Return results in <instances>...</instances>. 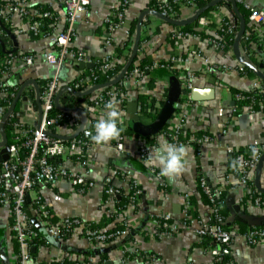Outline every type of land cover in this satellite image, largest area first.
Returning <instances> with one entry per match:
<instances>
[{
  "label": "crops",
  "instance_id": "1",
  "mask_svg": "<svg viewBox=\"0 0 264 264\" xmlns=\"http://www.w3.org/2000/svg\"><path fill=\"white\" fill-rule=\"evenodd\" d=\"M3 1L5 2L3 4L9 2V0ZM243 1L264 13V0ZM29 3L31 8L48 6L54 10H60L57 0H29ZM149 3L150 0H128L123 10L124 25L107 32L105 20L120 9L121 0H90L88 15L73 24L74 33L69 47L84 52L85 56L92 61L100 60L104 55H116V47L121 46L126 39L127 29L134 23L135 32L138 16L143 10L150 9ZM195 11L196 8L192 7L180 8L179 18L190 17ZM224 17L236 19L231 6L228 7L226 4L219 6L206 16L208 22L205 26L199 25L197 31L199 34L185 31L189 33V36H179L176 33L180 26L172 27L171 24L153 15H145L140 40L143 36L148 38L139 43L141 46L139 55H149L156 68L162 61L175 57L173 70L177 71L175 77L168 81L155 77L151 87L148 82L153 77V70L149 71V75L140 76L137 81L126 78L124 80L125 106L122 112L125 115L120 118L124 128L128 129H130L128 123L135 118L144 124L151 122L148 117L139 112L141 106L138 97L143 94L153 96L157 100L155 106L159 112L169 97V82L176 79L180 83L181 107L175 110L167 125L176 127L181 124L188 131L208 132L214 137V141L203 144L200 148L186 146L188 154L185 157V171L173 179L161 176L159 167L136 159L134 149L138 142L146 138L133 131L134 134L125 135L121 151L117 149L115 140L101 145L92 143L87 150V163L84 167L85 176L95 183L90 190L85 194H79L64 179L53 183L40 182L37 189H33L29 194L30 200L35 194L39 195L50 209L53 215L52 220L56 224H61L66 217H76L106 230L112 226L109 216L112 215L110 208H113V205L111 201L105 203L103 182L120 186L128 192L131 179L142 190L137 206L134 208L128 206L124 214L114 217L119 222L124 217L129 229L109 243H100L84 238L79 232L59 239L55 236L53 229L45 227L47 244L37 248L31 246L30 257L25 264H57L59 261L84 258L96 263L97 256L101 253H106L103 264L107 262L110 264H214L210 247H203L200 243L202 239L196 233L198 222L210 221V208L203 203L200 195L199 176L204 177L212 188L223 189L224 205L228 211L226 222L240 217L244 221H237L241 223L264 224V206H256L249 199L242 202L251 191L249 186L240 183L238 176L233 173L232 154L229 152V150L245 149L255 140L264 144V111L243 108L236 113L233 97L234 89L250 91L264 85V80L244 65L242 70L239 68L240 62L233 54L232 45L226 46L216 41V27ZM9 20L11 25L5 28L0 18L3 25L0 28L6 33L9 31L13 34L16 44L7 33L10 45L3 44L4 49L11 53L17 52L18 55L35 54L37 60L31 66L19 62L16 66L9 68L2 80L5 86L17 87L18 92L27 80L34 79L40 86L41 81L49 80L54 74H58L61 85L65 86L64 84L68 85L70 80L79 77L87 70V68H80L79 62L71 59L65 60L59 67L45 63L46 53L54 51L55 36L32 37L25 29V20L16 13H13ZM247 26V32L256 35V39L252 41L248 51L243 50L239 45L240 55L264 74V39L260 40L258 37L262 29L249 20ZM20 29L23 30L20 31ZM13 49L15 50L12 51ZM191 50L197 52V57H193L188 64L181 62L180 59L189 56ZM205 58L209 59V64L203 62ZM186 70L193 75L191 80L193 88L200 90L196 93L199 96L197 100L192 99L193 91L185 82ZM209 74L215 75L216 85L208 82ZM165 87L166 91H164ZM29 94H33L35 100V88L31 83L23 88L18 101L21 103L20 119L26 126L32 127L38 124L39 111L36 100L33 104ZM4 96L0 88V99ZM231 101L234 102L233 105ZM4 113V108L0 106V119ZM67 133L68 131L64 130L59 135L68 136ZM151 154L152 152L148 157ZM151 168H154L155 172H152ZM72 170L80 171L79 167L74 165ZM156 173L160 176L158 177ZM250 177L253 181L254 171ZM259 183L264 188L263 170ZM1 187L7 192L11 191V183H4L0 178ZM188 197L195 202L196 222L186 229L180 228L177 233L169 237L159 238L158 219L169 213L172 216V222L181 224L180 216ZM32 205L26 201L24 216L26 223L27 217L38 218L37 211ZM26 209L29 214L26 213ZM11 224L10 202L5 200L0 202V255H2L0 264L17 263L18 256L13 246ZM222 250L228 257L225 264H264V242L250 245L243 236L237 234L233 241L226 244Z\"/></svg>",
  "mask_w": 264,
  "mask_h": 264
},
{
  "label": "built area",
  "instance_id": "2",
  "mask_svg": "<svg viewBox=\"0 0 264 264\" xmlns=\"http://www.w3.org/2000/svg\"><path fill=\"white\" fill-rule=\"evenodd\" d=\"M153 1L154 5L150 9L156 10L162 15L173 19H179V17H177V12L173 8L174 6H179L180 8L192 7L195 9L192 0ZM235 1L236 3L241 2L244 8L248 10V20L261 27L262 32L258 35V37L260 40L264 39V13L258 8L245 3L243 0ZM57 3L60 7L59 11L54 10L52 7H48L46 9L42 7L31 8L29 0H9V2L6 4L0 5V18L4 22L5 28H9V25H11L9 17L13 15V13H16L25 20V29L28 32H32L34 35H39L41 37H44L45 35L43 34V28L45 25V20H47L49 22L48 26L51 27V32L46 36L54 35V47L56 46L55 51L46 53L45 63L47 64L59 67L65 62V60L68 59L77 62H90L94 64L95 61L87 58L84 52L69 47V42L74 33L73 24L81 21L88 15L90 0H57ZM127 4L128 0H121L120 9L106 18L105 28L107 32H111L124 25L125 18L123 10ZM224 18H222L216 27V31H222V34H216V41H218V43H225L226 39L230 35L234 36L237 31L235 28L236 19L234 17H229L227 18L228 21H224ZM198 21L199 25L205 26L208 22V19L205 16H200ZM3 30L4 29H1L0 33ZM22 30L23 29H20V31ZM176 34L179 36H189L188 32H182L180 30H178ZM250 36L251 33L246 32L245 35L243 33L242 38L250 42ZM115 57V55L102 56L99 60L102 64V68L104 70L109 68V66L112 65V61L116 59ZM193 57H197V52H195V50H191L189 56L181 58L180 61L188 64L191 62ZM36 60L37 55L30 53L24 55H14L10 58L7 56L0 58L1 91L5 95L8 93L9 96L14 99L17 91H6V86L2 83L4 75L7 74L9 68L16 66V64L19 62H24L26 65L31 66L36 62ZM175 61L176 58L172 57L167 61L170 64L166 65L165 68L173 70L175 67ZM203 62L205 64L210 63L208 58L203 59ZM160 66L164 67L163 64ZM239 68L242 70L244 67L242 64H240ZM143 75L144 72L142 70L134 68V70L130 73L129 78H133V80L137 81L139 77ZM126 76L127 75H125L124 78H126ZM184 78L185 82L187 83V87L193 91L194 88L191 84V80L193 78L192 73L186 70ZM93 85L95 84L90 80L87 89ZM39 87L41 102V121L39 126L28 127L21 119H19L18 122H15L14 130L18 135L16 138L26 139L19 145L8 144V156L5 160L0 162V178L2 182L11 183L10 192H7L4 189L0 190V202H4L5 200L10 202L9 198L11 197V229L15 233L19 247V254L16 264H25L27 260H29V251L30 247L32 246V239L36 236L35 231L31 230L27 223L24 222L26 195L31 193L34 185L40 182L53 183L59 179H64L70 183L74 190L79 194H85L95 185L94 181L88 179L84 172V167L87 163V150L91 145L88 142L90 138L85 135L87 122L85 123L83 131L71 139L61 140L46 134V132L60 134L64 130L68 131L66 134L68 136L73 134L79 124V114L76 111H61L62 116L67 120L63 124L58 123L56 118L49 117L48 111L54 105L53 100L55 94L61 88L58 74H54L49 80L46 81L45 84ZM255 88L264 91L263 85ZM100 89H96L92 92L94 99L101 96ZM235 98L236 100H242L244 99V96L240 93H237ZM124 99V92L115 90L113 88L108 91L107 101L114 100L118 104L121 112L124 111ZM61 105L71 107L69 105ZM93 107L96 108V113L92 116L95 120H97L103 111H101V102L95 101ZM74 121H76L75 126L73 125ZM118 126L122 129L125 127L123 123L118 124ZM171 128V132H162L161 134L159 132L157 135H155L154 142L147 143L143 140L138 142L136 148L134 149V156L136 159L140 162H145L149 153L153 152V150L159 146L161 138L168 143H174L177 145L183 144L185 146H194L196 148H200L201 145L212 143L214 141V137L208 132L202 136H197L196 132L189 130L187 137H185V133H182L184 128L181 126V124ZM83 132L84 135L82 137L80 135ZM180 135H183L184 138H180ZM125 138V134L122 133L120 139L115 140V145L120 151L123 150ZM20 148L27 150L23 159H20L18 156ZM253 149H256L255 153H253ZM245 151L248 154L247 156L243 153H237L236 151L229 150V152L232 154V171L238 176L240 183L249 186L250 191L253 192L255 189L253 182L251 184L248 183L249 180H251L250 176L255 169L259 157L264 152V144L255 140L245 148ZM54 157L58 158L57 162H50V158ZM73 165L78 166L80 171L72 170ZM151 171L155 172V169L151 168ZM156 175L158 177L160 176L158 173H156ZM199 185L207 194L211 202V206L209 207L210 221L208 223H204L203 221L198 222L196 233L200 238L207 236L212 239L214 245L210 248V251L214 258V264H221V250L223 249L224 244L231 243L237 234L243 236L250 245L264 242V229L262 228L250 229L245 233H238L224 229L221 224L226 222V220L218 214V210L224 201L222 200L219 203L216 202V199L222 195L223 189L212 188L210 185H208L204 177L201 176H199ZM102 186V190L106 196L105 203H109V201H111L113 208H110L112 210L110 213L114 214L117 212L114 199L119 196L118 190L113 186ZM130 186L132 187L133 192L129 206L134 208L137 206L142 190L134 181ZM130 186L129 189L131 188ZM186 199L187 201L185 202V206L180 216L181 224L172 222V216L169 213L160 217L162 221H158V224L160 225V231L157 232L159 238L169 237L177 233L180 228L186 229L196 222V219L192 218L188 213V209H190L191 205L188 202V198ZM31 200L33 201V206L37 211V216L40 220L39 223L50 229H53L55 236L59 239L75 232H79L81 236L87 238L90 241L105 243L116 238L117 236L122 235L125 232V230H117L114 233H105V231L102 229H91L87 222L81 221L76 217H66L61 221V224H56L52 220L53 215L50 209L46 206L45 202L39 195L35 194L32 196ZM249 201L256 206H264V197L256 196L252 199L251 196ZM121 220V223H123L125 226H128V223L124 217ZM67 261V263H63L62 261L60 264H96L92 260L86 258L72 260L69 259Z\"/></svg>",
  "mask_w": 264,
  "mask_h": 264
},
{
  "label": "trees",
  "instance_id": "3",
  "mask_svg": "<svg viewBox=\"0 0 264 264\" xmlns=\"http://www.w3.org/2000/svg\"><path fill=\"white\" fill-rule=\"evenodd\" d=\"M193 3H194V7L196 9H199L201 7H203L206 3H208L209 1L211 0H192ZM5 3L3 0H0V5ZM228 5V7H230V4L226 1L224 2H221L219 4H217L216 6L212 7V8H209L207 9L206 11H204L202 14H201V17L202 16H207L209 15L210 12H213L215 11L219 6L221 5ZM154 5V1L153 0H150V3L148 5L149 8H152ZM237 6L239 8V11L242 15V17L244 18L245 20V31H244V35L246 34L247 30H248V26H247V21H248V10L244 8L243 4L241 2H237ZM43 8H48V6H44ZM174 10L177 12V17L180 16V7L179 6H174L173 7ZM224 21H228L227 18H224ZM49 22L47 20H45V25H44V37L48 34H50L51 32V27L48 26ZM134 23L131 24V27H129L127 29L128 31V35L126 37V39L123 41V43L121 44V46H117L116 47V59H114L112 61V65L109 66V68L107 69H103L102 68V64L99 60L95 61L93 67H90V68H87V70H85L84 72H82L80 74L79 77L73 79V80H70L67 84L69 86H71L73 89H77V90H85L87 88V86L89 84L88 81H92V83L94 84H101V83H104L108 80H110L111 78H113V76L115 74H117L121 68L123 67V65L125 64L127 58H128V55L130 53V50H131V45H132V41H133V33H134ZM172 27H176V26H173L171 25ZM199 21L196 20L194 21L193 23L189 24V25H186V26H181V27H178V29L182 32H185V31H188V32H191L193 34H199V32H197L199 29ZM236 29H238V21L236 20V26H235ZM1 30V28H0ZM218 35L222 34V31H219L217 30L216 31ZM30 35L32 37H41L39 35H34L32 32H29ZM148 37L147 36H143L140 40V42H142L144 39H147ZM233 38L234 36L233 35H230L226 41H225V45L226 46H230L232 45L233 43ZM256 39V35L252 34L251 33V36H250V42L246 41L244 38H242L240 40V47L245 50V51H248L249 48L251 47L252 45V41H255ZM0 41L7 45L9 44L10 45V39H9V34H7L5 31H2L0 33ZM139 51L137 52V55L136 57L134 58V61L133 63L130 65L129 69H128V72H127V77H129L130 73L134 70V68H138L139 70H142L144 72V75H149V71L150 70H153V77L150 78L148 84L149 86L151 87L153 85V82H154V79L155 77H160V78H163L165 79L166 81H168L169 79H172L175 77L176 75V71L177 70H172V69H168V68H165L166 65L170 64L169 62L167 61H162L160 64L157 65L158 68H156L154 66V62L153 60L151 59V57L147 54H144L142 56H140L139 54L141 53V46H139ZM56 49V46L54 47V51ZM14 55H18L17 52H9V53H5L2 51L1 49V45H0V58H2L3 56H7L8 58H10L11 56H14ZM24 55V54H23ZM164 65V67H161L160 65ZM156 68V69H154ZM124 78L123 80H121L120 82L116 83L115 85H112V86H108V87H104V88H101L100 89V94L101 96L96 99H94V95L93 94H90V95H87L84 97L83 100H80L78 97L74 96L73 94L71 93H64L59 101L61 104L63 105H69V106H79L81 107L85 113H86V118H87V125H86V130H94V128L92 127L94 125V123L96 122V120L93 118V113H90L88 112V107H93L95 101H98V102H101V111L103 110L104 111V104L105 102H107L108 100V91L110 89H115V90H120L121 92H125V87H124V80L126 79ZM215 75H208L207 77V80L208 82L211 84V85H216V79H215ZM47 80H44V81H41L40 82V86H42L43 84L46 83ZM39 83V81H38ZM66 85V84H64ZM63 86V85H61ZM264 86V85H263ZM17 90V87H13V86H6V91L7 92H15ZM167 88L165 87L164 88V91H166ZM237 93H240L244 96V99L242 100H236L235 98V95ZM30 97V100L32 101V103L34 104L35 103V100L33 98V94H29L28 95ZM233 97H234V101H235V105H234V108H235V112L236 113H239L241 111V109L243 108H251V109H254V110H262L264 111V91L262 90H259L257 88H253L252 90L250 91H242V90H239V89H234L233 90ZM139 98V102H140V113L142 115H145L146 117H148V119L150 121H153L155 119V117L157 116L158 114V109L157 107L155 106V102L157 101L153 96L149 95V94H143L141 96L138 97ZM13 98H11L9 96V94L7 93L2 99H0V106H2L4 108V112L6 111V108L7 106L12 102ZM20 106H21V103L19 101H17L16 105H15V108L14 110L11 112V114L9 115V117L6 119L5 123H4V130H5V134L7 136V142L8 144H20L22 141H24L26 138H16L17 133L15 132L14 130V123L15 122H18L19 119L21 118V111H20ZM48 115L49 117H54L57 119V122L60 123V124H63L65 123L67 120L62 116V112L60 109L56 108L54 105L52 106V108L48 111ZM75 123L76 121L73 122V125L75 126ZM172 131V128L169 126V125H165L163 130L160 132V134L162 132H171ZM123 134L127 135V134H134L132 132L131 129H128V128H123V131H122ZM182 133H185V137H187V134H188V130L186 129H183ZM206 132H196V135L197 136H202L203 134H205ZM94 134V132H93ZM84 135V132L80 135L83 137ZM180 138H184L183 135H180ZM154 139H155V136H151L149 138H146L144 141L147 142V143H151V142H154ZM143 140V139H142ZM89 144H92L93 142L89 139L88 140ZM27 150L24 149V148H20L19 150V153H18V156L20 159H23L25 154H26ZM237 153H243L244 155H248L245 151V149H240V150H237L236 151ZM57 159L56 157L54 158H50V162H57ZM263 173H264V168H263ZM117 174H115L116 176ZM253 181L252 179L249 180V183L248 184H251ZM133 183V180H129V186ZM103 185H109V186H113L114 188H116L118 190V193H119V196L116 197L114 200H115V206L117 208V212H116V215L115 214H112L109 216V221H112V226L111 228H108L106 230H103L105 231V233H114L116 232L117 230H128L129 227L128 226H125L123 223L115 220L114 217L120 215L121 213H125V210L126 208L129 206L130 202H131V198H132V192H133V189L132 187L128 190V192H126L122 187L120 186H115L113 185L112 183H104L103 182ZM198 185H199V181H198ZM38 187V184H35L33 189H37ZM2 188V187H1ZM0 188V189H1ZM3 189V188H2ZM199 190H200V195H201V199L203 201V203L207 206V207H210L211 206V202L207 196V194L202 190V188L200 187L199 185ZM252 196V199L256 196H261V197H264V192H260L258 190H254L253 192H249V194H247L244 198H243V201L244 202L246 199H250ZM10 199V207H11V197L9 198ZM224 201V197H223V193L222 195L216 199V202L219 203L221 201ZM188 202L190 203L191 207L190 209H188V213L189 215L194 218V217H197V212L196 210L194 209V200L190 197H188ZM28 203H30L31 205L33 204V201L30 200ZM33 206V205H32ZM245 211V210H244ZM218 214L223 217L225 220L227 219V215H228V211L227 209L225 208V205L224 203L221 204L219 210H218ZM27 217V215H26ZM39 218H35L33 217H27V225L30 227L31 230L35 231L36 233V236L32 239V243L31 245L35 248H37L38 246L40 245H46L47 244V241L45 239V232H44V229L46 226L44 225H41L39 223ZM158 221H162L160 218L158 219ZM88 226L91 228V229H101V227L99 226H96L94 225L93 223H87ZM222 227L226 230H230V231H235V232H238V233H245L247 232L248 230L250 229H254V228H262L264 229V224H258V225H248V224H245V223H241L235 219H232L230 222H224L221 224ZM160 228V227H159ZM131 230V228H130ZM13 235V243H14V250H15V253L19 254V247H18V242H17V239L15 237V233L13 232L12 233ZM69 236V235H68ZM67 237V236H65ZM201 245L203 247H212L214 245L213 241L211 238L207 237V236H203L201 238ZM113 239L107 241L108 243L111 242ZM224 246H226V244H224ZM223 246V247H224ZM98 262H96V264H103L104 260L106 259V253H101L99 254L98 256ZM221 264H225V262H227L228 260V257L224 254L223 250H221ZM18 259V258H17ZM68 261L67 260H64L63 263H67ZM61 262L59 261L57 264H60Z\"/></svg>",
  "mask_w": 264,
  "mask_h": 264
},
{
  "label": "water",
  "instance_id": "4",
  "mask_svg": "<svg viewBox=\"0 0 264 264\" xmlns=\"http://www.w3.org/2000/svg\"><path fill=\"white\" fill-rule=\"evenodd\" d=\"M224 1H226L230 4V6H231V8H232V10L236 16V19L238 21V29L234 35L233 44H232L234 56L240 62V64L249 68L260 79L264 80V74H262V72L257 70L251 64H249L240 55L239 43H240V40H241L242 35L244 33L245 20L242 17L235 0H211L208 3H206L203 7L197 9L195 11V13L192 14L190 17L179 18V19H173V18L164 16L161 13H159L158 11L153 10V9H145L142 12H140L138 19H137L135 32H134V36H133V44L131 46V52H130L125 64L121 68V70L113 78H111L110 80H108L104 83L95 84V85L89 87L88 89H86L84 91H77V90L73 89L71 86L65 85V86L61 87L57 91V93L55 94L53 104L56 108L60 109L61 111H65V112L76 111L79 114V124L76 127L74 133L69 135V136H63V135L54 134L51 132H46V134H48L49 136L61 139V140H67V139H71L73 137H76L78 134H80L82 132V130L84 129L85 123H86L85 111L79 106H72V107L62 106L60 101H59L60 97L62 96V94L64 92H69V93L73 94L74 96H76L82 100V99H84L85 96L92 94V92L95 91L96 89L112 86V85H115L116 83L120 82L121 80H123L126 73L128 72L130 65L133 63L134 58L136 57V53H137L139 43H140L142 21H143V17L145 15H153V16L159 18L160 20L166 22V23L181 27V26L191 24L194 21L198 20V18L201 16V14L204 11H206L207 9L212 8V7L216 6L217 4L224 2ZM0 26L3 27L1 22H0ZM7 33H9V31H7ZM10 37L12 38L14 44H16L15 36L13 34H10ZM0 44H1L3 52L8 53L9 51L4 49V45L1 41H0ZM14 50L15 49H13L12 51H14ZM93 65L94 64L90 63V62H86V63L79 62L78 63V66L80 68H90V67H93ZM30 83L32 85H34V88H35V100H36L38 111H39V121H38L37 126H39V123L41 121L40 87L38 86V84L36 83V81L34 79H29L19 88V90L16 93L13 101L7 107L4 115L0 119V135H1V138H0V162L2 160H5L8 156L7 155L8 142H7V136H6L5 130H4V123H5L6 119L9 117V115L11 114V112L14 110L15 105H16L19 97L21 96L23 88L27 84H30ZM199 92H200V90H198V89L193 90V96H192L193 100L199 99L198 94H196ZM168 94H169V97L166 99L162 108L160 109V111L158 112L157 116L155 117V119L153 121H151L147 124H144L141 121H139L137 118H135L128 123V127L134 133H136L137 135H139L143 138H149V137L155 136L159 132H161L163 130L164 126L169 124L170 118L172 117L175 110L179 109L181 107V104L179 102L180 101V99H179V97H180L179 96L180 95V83L176 79H173L169 82ZM233 104H234V102L231 101V105H233ZM263 166H264V152L259 157V160L255 166L254 178H253V185H254L255 189L260 191V192H264V188H262L260 186V183H259L260 177L262 174V170H263ZM29 200H30V196L27 194L26 195V201L29 202ZM235 210L236 211L238 210V206L235 208ZM26 213L29 214L28 209H26ZM237 220L244 221L240 217H237ZM259 223H252L251 225H258ZM0 257L2 258V255H0ZM106 264H110V263L107 262Z\"/></svg>",
  "mask_w": 264,
  "mask_h": 264
},
{
  "label": "clouds",
  "instance_id": "5",
  "mask_svg": "<svg viewBox=\"0 0 264 264\" xmlns=\"http://www.w3.org/2000/svg\"><path fill=\"white\" fill-rule=\"evenodd\" d=\"M88 112L95 115L96 108L88 107ZM122 113L118 104L114 100H109L104 104V111L94 125V134L92 130H86L85 135L96 145L108 144L113 140H119L123 129L118 126L123 121L120 119ZM256 149H253V153ZM188 149L185 145L168 143L161 138L159 146L155 148L152 154L147 158L146 163L159 167L160 175L173 179L185 171V157Z\"/></svg>",
  "mask_w": 264,
  "mask_h": 264
}]
</instances>
